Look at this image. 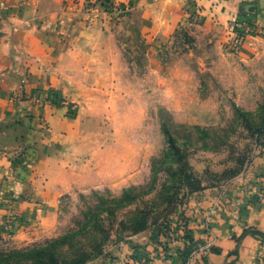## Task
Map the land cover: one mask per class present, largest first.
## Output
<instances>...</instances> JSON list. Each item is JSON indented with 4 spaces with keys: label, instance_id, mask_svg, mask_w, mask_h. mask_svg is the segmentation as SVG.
I'll list each match as a JSON object with an SVG mask.
<instances>
[{
    "label": "crops",
    "instance_id": "crops-1",
    "mask_svg": "<svg viewBox=\"0 0 264 264\" xmlns=\"http://www.w3.org/2000/svg\"><path fill=\"white\" fill-rule=\"evenodd\" d=\"M112 1L129 9L124 24L147 42L189 36V56L208 59L231 90L251 89L247 66L264 65V0ZM76 10L75 0H0V227L23 245L56 234L63 196L122 186L140 166L136 159L131 168L128 137L114 151L112 130L100 158L89 146L68 147L69 123L51 108L72 88L112 89L126 70L115 35L87 27ZM232 19L263 31L249 35L238 54L224 50ZM183 63L173 54L166 67L198 90ZM19 92L24 97L15 100ZM112 264H264V156L241 178L188 195L167 223L123 244Z\"/></svg>",
    "mask_w": 264,
    "mask_h": 264
},
{
    "label": "rangeland",
    "instance_id": "rangeland-1",
    "mask_svg": "<svg viewBox=\"0 0 264 264\" xmlns=\"http://www.w3.org/2000/svg\"><path fill=\"white\" fill-rule=\"evenodd\" d=\"M73 13L87 27L115 35L126 70L115 76L112 89L72 88L51 100L72 131L74 143L67 146H89L100 158L112 130L114 151L128 137L131 168L136 159L140 166L122 186L80 187L63 196L51 237L23 245L0 227V253L30 249L29 260L12 255L14 262L7 264H112L123 244L167 223L188 195L241 178L264 156L263 63L247 64L253 69L251 89L231 90L212 73L208 59L189 56L194 41L180 31L170 42L154 44L124 24L129 15L106 20L103 15L88 19L78 9ZM173 54L195 72L198 90L189 88L184 74L177 78L168 70ZM38 247L48 249L45 257Z\"/></svg>",
    "mask_w": 264,
    "mask_h": 264
},
{
    "label": "built area",
    "instance_id": "built-area-1",
    "mask_svg": "<svg viewBox=\"0 0 264 264\" xmlns=\"http://www.w3.org/2000/svg\"><path fill=\"white\" fill-rule=\"evenodd\" d=\"M75 6L78 10L86 11L89 17L93 15H103L106 20H122L129 14V9L122 7L112 0H75ZM82 13V12H81ZM228 39L225 42L224 50L227 53L238 54L241 51L247 37L251 34H259L263 31L247 21L232 19L227 27ZM24 96L21 92L17 94L15 100Z\"/></svg>",
    "mask_w": 264,
    "mask_h": 264
},
{
    "label": "trees",
    "instance_id": "trees-1",
    "mask_svg": "<svg viewBox=\"0 0 264 264\" xmlns=\"http://www.w3.org/2000/svg\"><path fill=\"white\" fill-rule=\"evenodd\" d=\"M166 134H167V139H168L172 149H174L176 151V153H179L178 147L176 146V143H175V137L169 128H166ZM59 239H62V238H59ZM55 240L56 239H54L52 241H55ZM37 250L39 251V253L41 254L42 257H45L46 253L48 252V249H46V247L45 248L44 247L43 248L38 247ZM29 251H30V249H27V250L13 249V250L9 251V254H6V253H4V251H2L0 253V264H7L8 261L14 262V259L16 256L18 258L17 261H21L23 259L29 260V258H30V255H29L30 252ZM185 252H186V255H188L189 248H187ZM12 255H14L15 257H12ZM1 256H2V258H1ZM6 256H7V258L5 259Z\"/></svg>",
    "mask_w": 264,
    "mask_h": 264
}]
</instances>
